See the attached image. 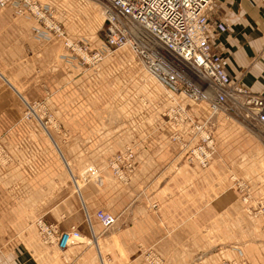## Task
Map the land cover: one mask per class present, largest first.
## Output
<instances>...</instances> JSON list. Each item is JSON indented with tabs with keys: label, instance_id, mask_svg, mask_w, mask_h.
<instances>
[{
	"label": "crops",
	"instance_id": "0c3cea01",
	"mask_svg": "<svg viewBox=\"0 0 264 264\" xmlns=\"http://www.w3.org/2000/svg\"><path fill=\"white\" fill-rule=\"evenodd\" d=\"M40 1L65 14L70 35L99 44L95 6ZM217 21L227 30L211 44L225 73L264 95V3L217 0ZM36 27L32 16L0 6V141L13 159L0 164V264H149L147 252L159 264H264V217L248 213L228 177L233 170L253 197L264 196L259 142L218 113V156L204 169L187 164L173 136L191 134L160 114L181 105L202 123L208 100L167 90L128 46L105 56L99 72L73 68L60 58V39L38 38ZM36 101L53 112L66 140L44 128L45 117H23L25 103ZM126 145L134 147V167L122 182L107 160ZM100 210L116 217L113 226L104 229ZM40 220L77 234L60 251L41 239Z\"/></svg>",
	"mask_w": 264,
	"mask_h": 264
},
{
	"label": "built area",
	"instance_id": "2783aa9c",
	"mask_svg": "<svg viewBox=\"0 0 264 264\" xmlns=\"http://www.w3.org/2000/svg\"><path fill=\"white\" fill-rule=\"evenodd\" d=\"M99 1L104 13L103 41L88 60L97 63L112 50L128 44L142 66L167 90L183 92L194 101H209L211 113L202 123L195 122L181 105L170 107L162 114L191 134L188 141L182 140L179 133L173 136L180 145L184 162L201 168L212 162L216 145L210 118L220 111L243 113L264 130V95L232 80L224 71L222 57L212 49V39L227 30L225 23L211 22L216 0ZM6 5L14 6L22 15H32L42 26L38 33L64 35L50 7L36 0H0L1 7ZM132 24L140 28V37L132 33ZM208 92L211 96H207ZM133 158V148L126 146L124 152L108 160L109 167L119 179L127 180L126 171L133 169ZM97 217L106 229L116 222L115 216L102 210L97 212ZM37 227L41 239L60 251L77 234L74 229L61 231L55 224L41 220Z\"/></svg>",
	"mask_w": 264,
	"mask_h": 264
},
{
	"label": "rangeland",
	"instance_id": "374dc122",
	"mask_svg": "<svg viewBox=\"0 0 264 264\" xmlns=\"http://www.w3.org/2000/svg\"><path fill=\"white\" fill-rule=\"evenodd\" d=\"M36 1L42 5H45V6H48L51 8V10L53 11L52 12L53 18L63 28L64 35L61 37H57L54 34L53 35H47V34H44L43 32L38 33V30L42 26L39 23H36L37 27L34 29L35 36L38 38H41V39L59 38L62 45H63V52L60 54L61 60L68 63L73 68L78 67V68H81L82 70H85V71L86 70H94L96 72H99L101 69V62L104 60V58H102L97 63H94V62L88 60L87 57H89V55H91L96 50H99L100 45L102 44V40H103V31H102L103 26L98 31V33H99L98 36H100V41H99L98 45L94 44L91 41L89 36L86 37L87 35H85V36L81 35V36H77V37L72 36L69 34V31H68V23L69 22L67 20L62 19V16H64L65 14L58 7H55L53 5L50 6L48 4H44L40 0H36ZM216 1H215V4H216ZM86 2H87L86 6H95L96 7V9L98 10L99 17L103 20L104 16L101 13V6L99 5V3L101 4V2L99 0H86ZM30 16H32V15H30ZM32 18L36 22V20L33 16H32ZM103 25H104V20H103ZM113 51L114 50H112L111 52H113ZM137 59H138V57H137ZM138 61H139V59H138ZM139 63H140V61H139ZM164 112H162L160 114L161 117H162V114ZM218 113H223L225 115V118L228 120L233 119V120H236L238 123H240V126L243 129H245L251 135V137L253 139H255V140H257V142H259V145L262 148L261 150L263 151V159H264V130L259 128L254 123V121H252L250 119V117H246L243 113H238V114L233 113V112L227 113L224 111H220ZM23 114H26L27 118L28 117H35V118L36 117L37 118L45 117V121L42 120V122H43L42 125L44 126V128L46 130H47V128H51V129L60 131L63 135L64 140H66L68 138L69 134L63 129L61 124H58L56 122L57 119L55 118L53 112L46 107L44 101L25 103V109L23 111ZM217 114H215V116H217ZM215 116H212L210 118V120H212L213 136L215 134V129H216V125H217L214 121L216 119ZM162 118L165 121H170L167 119V117H162ZM214 140H215V138H214ZM215 145H216V150H215L214 159L218 156V151H217L218 147H217L216 141H215ZM126 146L123 147L122 151L117 152L113 155H117L119 153L124 152ZM129 147L133 148V150H134V147H132V146H129ZM113 155H112V157H113ZM0 156L3 159V162L6 164H11L13 161L12 156L10 155L7 147L1 141H0ZM110 158H111V156L108 158V160ZM253 159H255V158H253ZM108 160H107V168L112 172V174L118 180H121L118 178V176L116 174H114L113 170L109 167ZM133 167H134V164H133ZM201 169H204V168H201ZM132 170L126 171L127 176ZM228 177H229L231 184H233L235 186V188L237 189L239 199L243 204H245L248 213L253 215L256 218L257 217H264V196L261 198L253 197V195L251 194V191L249 189L248 183L245 180H243L240 176H238L233 170H230V172L228 173ZM262 177L264 178V175H262ZM121 181L126 182L127 180H121ZM262 227L264 229V222L262 224ZM104 229H106V228H104ZM144 260H146L149 264H159L157 257L153 253H150V252L145 253ZM223 262H230V263H232V262H237V263L245 262L247 264H250L249 261H247L246 259L224 260Z\"/></svg>",
	"mask_w": 264,
	"mask_h": 264
},
{
	"label": "bare ground",
	"instance_id": "6f19581e",
	"mask_svg": "<svg viewBox=\"0 0 264 264\" xmlns=\"http://www.w3.org/2000/svg\"><path fill=\"white\" fill-rule=\"evenodd\" d=\"M99 5L101 6V13L103 14V16H104V13H103V6L99 3ZM103 20H104V18H103ZM130 28H131V31H132V33L134 34V35H136L137 37H140L141 36V33H140V28L136 25V24H132V25H130ZM57 37H61L60 35H56ZM59 39V38H58ZM102 40V39H101ZM103 41V40H102ZM101 46V45H100ZM124 46H128V47H130L128 44H126V45H124ZM121 47H123V46H121ZM120 48V47H119ZM131 48V47H130ZM131 50L133 51V49L131 48ZM134 52V51H133ZM109 54V53H108ZM134 54H135V52H134ZM107 55V54H106ZM105 55V56H106ZM136 55V54H135ZM104 56V57H105ZM103 57V58H104ZM136 57H137V55H136ZM147 70V69H146ZM148 71V70H147ZM149 72V71H148ZM162 84V83H161ZM172 92V91H171ZM181 93H183V92H181ZM183 94H185V93H183ZM186 95V94H185ZM190 100H192L188 95H186ZM207 96H211V92H208L207 93ZM203 100H206V99H203ZM192 101H194V100H192ZM195 102H199V101H195ZM210 109H211V107H210ZM23 117L24 118H27L26 117V114H23ZM174 124V123H173ZM175 125V124H174ZM176 126V125H175ZM176 128L177 129H179V130H181V129H183V128H185V127H183V128H179L178 126H176ZM185 129H187V128H185ZM183 153H181V155H182ZM214 160V159H213ZM212 160V161H213ZM0 163H1V165H6V163H4L3 162V159L1 158V156H0ZM201 168V167H200ZM127 180H128V176H127ZM253 216V215H252Z\"/></svg>",
	"mask_w": 264,
	"mask_h": 264
}]
</instances>
